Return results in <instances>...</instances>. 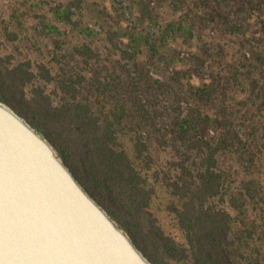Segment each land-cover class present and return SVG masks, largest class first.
Masks as SVG:
<instances>
[{
  "label": "trees",
  "instance_id": "trees-1",
  "mask_svg": "<svg viewBox=\"0 0 264 264\" xmlns=\"http://www.w3.org/2000/svg\"><path fill=\"white\" fill-rule=\"evenodd\" d=\"M86 1L49 4L35 13L15 6L0 21V51L4 40L14 42L19 34V42L45 49L49 56L39 62L20 50L19 59L0 52V102L53 147L83 190L150 263L264 264L263 257L253 256L235 239L224 204L238 201L224 197L219 165V155L231 143L224 135L199 134L198 120L208 118L204 106L186 108L176 129L189 138L174 150L171 163L161 164L146 139L145 129L154 121L140 99L119 104L109 78L87 79L64 70L61 51L70 49L84 69L104 44L82 21ZM141 8L153 19L151 8L145 3ZM165 32L196 37L176 22L166 23ZM146 46L155 52L153 42ZM205 96L210 97L208 91Z\"/></svg>",
  "mask_w": 264,
  "mask_h": 264
},
{
  "label": "rangeland",
  "instance_id": "rangeland-1",
  "mask_svg": "<svg viewBox=\"0 0 264 264\" xmlns=\"http://www.w3.org/2000/svg\"><path fill=\"white\" fill-rule=\"evenodd\" d=\"M66 1L0 0V21L8 19L15 6L35 13ZM141 3L151 8L153 19L142 15ZM85 4L82 21L104 44L84 69L70 49L61 51L64 70L69 74L75 70L87 79L109 78L119 104L140 99L154 121L145 129L150 131L146 139L161 164L171 163L174 150L189 138L176 129L186 108L204 106L208 118L198 120L199 134L224 135L231 143L219 155V165L224 197L238 201L224 204L233 218L235 239L244 242L253 256L264 258V0H87ZM168 22L181 23L196 37L163 34ZM20 38L18 34L14 42L4 40L0 52L19 59L20 50L36 61H48L45 49L25 46ZM147 42L154 43L155 52L147 50Z\"/></svg>",
  "mask_w": 264,
  "mask_h": 264
},
{
  "label": "water",
  "instance_id": "water-1",
  "mask_svg": "<svg viewBox=\"0 0 264 264\" xmlns=\"http://www.w3.org/2000/svg\"><path fill=\"white\" fill-rule=\"evenodd\" d=\"M0 264H152L0 102Z\"/></svg>",
  "mask_w": 264,
  "mask_h": 264
}]
</instances>
